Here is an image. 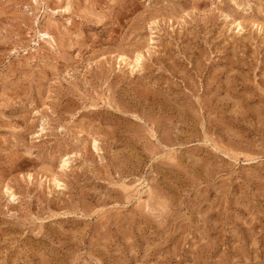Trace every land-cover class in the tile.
Returning a JSON list of instances; mask_svg holds the SVG:
<instances>
[{"label": "rangeland", "instance_id": "374dc122", "mask_svg": "<svg viewBox=\"0 0 264 264\" xmlns=\"http://www.w3.org/2000/svg\"><path fill=\"white\" fill-rule=\"evenodd\" d=\"M67 2L0 0V264H264V0Z\"/></svg>", "mask_w": 264, "mask_h": 264}, {"label": "bare ground", "instance_id": "6f19581e", "mask_svg": "<svg viewBox=\"0 0 264 264\" xmlns=\"http://www.w3.org/2000/svg\"><path fill=\"white\" fill-rule=\"evenodd\" d=\"M65 1L67 2V0H65ZM71 1L72 0H68L67 7H66V3H65V7H66L67 10L70 8ZM40 34H41L40 35L41 37H44L43 39H45V43L49 44L53 49H56V47L58 46V42H57L58 38L56 36L55 30L52 29V26L50 24L48 26H46L43 30H41ZM118 59L120 60V67H122V66L129 67L132 70V72L134 73V72L139 71V69L142 67V61L144 59V55L142 53H138L136 55L135 59H133L132 57L130 58L127 54H122V55H120L118 57ZM63 164H64L63 168L64 167H69L68 165L70 164V161L69 160H65ZM30 179H32V176L30 177ZM54 183L56 184V186H59V187L61 186V184L58 181V179H55ZM11 197L15 200V195L12 194Z\"/></svg>", "mask_w": 264, "mask_h": 264}]
</instances>
